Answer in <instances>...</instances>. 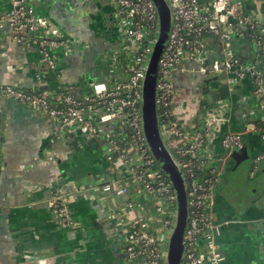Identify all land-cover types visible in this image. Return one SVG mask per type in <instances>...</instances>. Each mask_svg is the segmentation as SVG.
<instances>
[{
  "label": "crops",
  "instance_id": "0c3cea01",
  "mask_svg": "<svg viewBox=\"0 0 264 264\" xmlns=\"http://www.w3.org/2000/svg\"><path fill=\"white\" fill-rule=\"evenodd\" d=\"M106 1H35L37 13L47 16L66 39V45L54 50V69L42 61L34 38L18 43L7 26H0V85L37 93L73 85L84 95L91 82L109 80L112 61L125 47L112 22L115 5ZM242 1L247 13L258 14L264 23V0ZM9 7L0 0V13ZM204 46L208 65L221 61L222 43L217 37L206 35ZM231 47L264 72V55L255 54L256 46L245 35L232 40ZM195 64L185 59L175 72V88L185 126L200 130L204 113L217 102L208 103L200 94L198 103L187 99L193 85L189 68ZM215 77L219 80L212 89L227 84L225 73ZM253 89L251 79L229 88L230 121L224 132L244 130L245 117L264 124V108ZM129 134L128 127L121 128L115 121L105 124L104 136L64 131L55 119L28 104L0 100V264H139L126 252L131 221L127 202L134 198L140 212L151 216L155 225L154 201L136 184H131L128 195H118L120 173L108 160L109 139L125 145ZM244 142L252 165L263 150L259 133H246ZM233 155L220 164L212 207L215 220L222 224L218 244L225 255L223 264H264V160L256 171L249 170L248 177L243 168L233 170ZM233 173L241 183L243 202L230 198L220 186ZM105 183H112L110 191L96 190ZM55 198L70 209L72 225L60 223Z\"/></svg>",
  "mask_w": 264,
  "mask_h": 264
},
{
  "label": "built area",
  "instance_id": "2783aa9c",
  "mask_svg": "<svg viewBox=\"0 0 264 264\" xmlns=\"http://www.w3.org/2000/svg\"><path fill=\"white\" fill-rule=\"evenodd\" d=\"M6 1L10 7L0 13V26H7L18 43H27L34 38L42 61L49 69H54V50L66 45L63 31L47 16L37 13L34 3L39 0ZM107 1L115 5L113 18L118 23L119 36L125 47L116 55L114 63L112 61L109 80L91 82L84 95L73 85L38 93L0 85V100L11 98L28 104L55 119L64 131H79L97 137L104 136L105 124L110 121H115L121 128L128 127L130 134L125 145L109 139L108 160L120 173L117 194L128 195L131 184L138 185L145 195L153 198L152 215L156 224H151V216L140 212L141 207L134 198L128 200L131 221L126 236L127 256L139 264H167L165 238L176 220V193L150 151L141 114L143 79L160 30L158 10L154 0ZM168 2L172 25L159 59L156 102L162 135L181 166L187 185L188 221L182 264H223L225 255L218 244L222 224L212 213L221 175L220 164L235 149L244 146L246 133L258 132L263 150L253 160L252 168L256 171L264 160V127L245 117L244 130L224 132L223 126L229 123L230 117L226 115L221 123L215 115L206 118L208 112H205L203 128L189 129L179 115L183 104L176 101L175 72L187 59L196 63L189 71L200 73L204 79L225 73L231 90L251 79L253 95L258 98L260 108H264V72L231 47L232 40L245 35L256 46L255 54L264 55V23L258 14L247 13L242 0ZM206 35L217 37L222 43V59L212 65L206 63ZM111 189L112 183L96 188ZM53 207L62 225H72L70 209L63 200L55 198Z\"/></svg>",
  "mask_w": 264,
  "mask_h": 264
},
{
  "label": "water",
  "instance_id": "95a60500",
  "mask_svg": "<svg viewBox=\"0 0 264 264\" xmlns=\"http://www.w3.org/2000/svg\"><path fill=\"white\" fill-rule=\"evenodd\" d=\"M198 1L206 3L210 0ZM154 2L158 10L160 30L143 79L141 99L142 124L150 151L159 167L170 179L176 193V220L170 234L165 238L167 245V264H182L184 252L183 238L188 221L187 185L181 166L162 135L156 102L159 59L166 47L170 34L172 13L168 0H154ZM217 80H219L218 77H215L214 80L213 78H205L201 83V95L208 103L217 102L229 96V86L227 84L221 85L218 89H212L214 82ZM83 135L89 136L88 134ZM89 137H92V135ZM236 160L239 164L240 160ZM238 164H235L233 170L237 169Z\"/></svg>",
  "mask_w": 264,
  "mask_h": 264
},
{
  "label": "rangeland",
  "instance_id": "374dc122",
  "mask_svg": "<svg viewBox=\"0 0 264 264\" xmlns=\"http://www.w3.org/2000/svg\"><path fill=\"white\" fill-rule=\"evenodd\" d=\"M112 22H113L114 26L118 27V23L116 21H114L112 19ZM192 76H193V78H191V82H193V85L192 86L189 85L191 93H190V96H187V99H191V101H195V102L198 103L200 95H201V83H202V80L204 79V77L200 73H197V72H194L192 74ZM228 98L229 97L222 98V99L218 100L215 105H213L212 107L208 108L207 109L208 113L205 114L206 118L208 116L215 115L222 123V121L224 120L225 116L228 114V111H229V99ZM248 106L251 107L252 105L250 104ZM244 138H245V136H244ZM244 144H245V142H244ZM244 146L242 148H240V149H235L233 151V154H235L234 155L235 160L238 159L243 164V167H241V169L243 168L245 174L248 176L249 175V170L252 168V165H251L252 155L248 152L247 147H244ZM232 163L233 162H231V164ZM224 175H225V178H226V174H224ZM232 177L233 178H231L226 184L225 183L224 184L221 183L220 186L222 188L224 187L223 191L225 193H227L228 195H230L229 196L230 198L239 200L240 202H243L245 200V197L243 198V195H240L241 194L240 190H241V187H242L241 183L238 182L237 176L234 173H233ZM222 179H224L223 176H222ZM227 184H228V187H227ZM247 194H249V191H247Z\"/></svg>",
  "mask_w": 264,
  "mask_h": 264
},
{
  "label": "flooded vegetation",
  "instance_id": "af4514ba",
  "mask_svg": "<svg viewBox=\"0 0 264 264\" xmlns=\"http://www.w3.org/2000/svg\"><path fill=\"white\" fill-rule=\"evenodd\" d=\"M235 164H238V162H237V160L233 159V163L231 164V166H235ZM241 167H243V164L240 162V163L238 164L237 169H239V168H241Z\"/></svg>",
  "mask_w": 264,
  "mask_h": 264
},
{
  "label": "trees",
  "instance_id": "16d2710c",
  "mask_svg": "<svg viewBox=\"0 0 264 264\" xmlns=\"http://www.w3.org/2000/svg\"><path fill=\"white\" fill-rule=\"evenodd\" d=\"M264 127V124H261Z\"/></svg>",
  "mask_w": 264,
  "mask_h": 264
}]
</instances>
